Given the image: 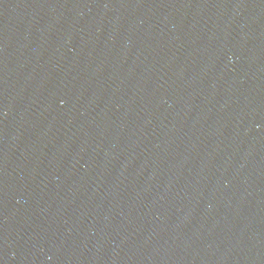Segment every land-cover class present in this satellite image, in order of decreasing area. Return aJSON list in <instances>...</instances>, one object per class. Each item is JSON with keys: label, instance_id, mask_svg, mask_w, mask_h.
Returning <instances> with one entry per match:
<instances>
[{"label": "water", "instance_id": "1", "mask_svg": "<svg viewBox=\"0 0 264 264\" xmlns=\"http://www.w3.org/2000/svg\"><path fill=\"white\" fill-rule=\"evenodd\" d=\"M0 264H264V0H0Z\"/></svg>", "mask_w": 264, "mask_h": 264}]
</instances>
